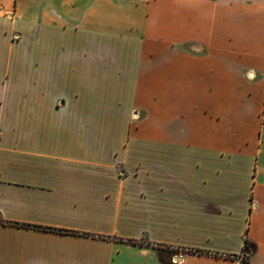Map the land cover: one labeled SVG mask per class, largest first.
I'll return each mask as SVG.
<instances>
[{
  "label": "crops",
  "instance_id": "crops-1",
  "mask_svg": "<svg viewBox=\"0 0 264 264\" xmlns=\"http://www.w3.org/2000/svg\"><path fill=\"white\" fill-rule=\"evenodd\" d=\"M264 264V0H0V264Z\"/></svg>",
  "mask_w": 264,
  "mask_h": 264
},
{
  "label": "trees",
  "instance_id": "trees-1",
  "mask_svg": "<svg viewBox=\"0 0 264 264\" xmlns=\"http://www.w3.org/2000/svg\"><path fill=\"white\" fill-rule=\"evenodd\" d=\"M240 264H241V263H240ZM242 264H247V262L243 260V261H242Z\"/></svg>",
  "mask_w": 264,
  "mask_h": 264
},
{
  "label": "rangeland",
  "instance_id": "rangeland-1",
  "mask_svg": "<svg viewBox=\"0 0 264 264\" xmlns=\"http://www.w3.org/2000/svg\"><path fill=\"white\" fill-rule=\"evenodd\" d=\"M241 264H242V262H241Z\"/></svg>",
  "mask_w": 264,
  "mask_h": 264
}]
</instances>
